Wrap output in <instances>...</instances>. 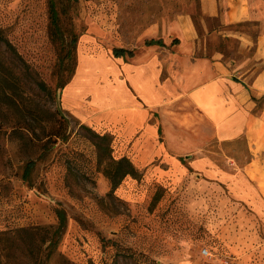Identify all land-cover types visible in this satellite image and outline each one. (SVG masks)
<instances>
[{"label": "rangeland", "instance_id": "1", "mask_svg": "<svg viewBox=\"0 0 264 264\" xmlns=\"http://www.w3.org/2000/svg\"><path fill=\"white\" fill-rule=\"evenodd\" d=\"M55 3L60 39L51 35L47 0H0V32L28 64L22 88L33 98L29 109L44 119V132L66 136L0 134V264H264V212L204 175L208 167L242 170L251 156L264 164V151L243 138L219 142L177 83L186 55L173 42L181 34L177 19L192 18L194 55L220 49L238 59L236 40L208 36L204 25L212 29L216 20L203 15L199 0ZM232 27L257 30L248 22ZM150 38L165 45H145ZM115 47L133 55L116 57ZM68 76L59 91L64 121L56 93ZM32 78L44 81L47 92ZM143 78L154 79L160 94L150 106L139 97ZM126 94L144 104L137 126L114 105L125 103ZM10 110H0V118L17 114ZM93 132H109L113 157H128L140 177L127 175L112 189L97 165ZM202 157L210 160L205 168ZM29 160L35 165L25 177ZM263 167L253 162L251 171ZM57 209L66 222L55 233Z\"/></svg>", "mask_w": 264, "mask_h": 264}, {"label": "crops", "instance_id": "2", "mask_svg": "<svg viewBox=\"0 0 264 264\" xmlns=\"http://www.w3.org/2000/svg\"><path fill=\"white\" fill-rule=\"evenodd\" d=\"M199 4L204 16L216 20L212 29L204 25L207 35L215 36L216 40L234 38L237 42L235 52L241 57L226 56L220 49L211 50L209 55H205L206 51L194 55L199 39L192 18L177 19L176 27L180 28L181 34L175 38L181 45L178 49L186 53L185 75L177 83L183 86L185 99L200 112L210 126L211 135L219 142L243 138L249 147L264 151V0H199ZM244 22L257 27L255 33L232 27ZM138 70L145 74L144 67ZM152 84L154 79L147 78L138 84L139 97L147 106L160 100L159 91ZM126 95L125 103L114 105L117 111L130 118L131 126H137L144 117V104L132 95ZM159 129V126L151 128L155 133ZM199 160L202 168L209 165L208 158ZM253 162L264 165L259 158L251 156L242 170L230 173L219 167H208L204 175L227 183L236 197L250 204L255 211L264 212V167L253 173ZM192 163L194 167L201 165L195 161Z\"/></svg>", "mask_w": 264, "mask_h": 264}, {"label": "trees", "instance_id": "3", "mask_svg": "<svg viewBox=\"0 0 264 264\" xmlns=\"http://www.w3.org/2000/svg\"><path fill=\"white\" fill-rule=\"evenodd\" d=\"M47 3L51 35L56 39H60L62 36V31L59 26V15L55 0H47ZM76 41L77 36L74 35L70 38L69 44L74 48ZM173 42H178V39L175 38ZM0 43L3 46V48L0 50V110L4 109L11 112L12 110L10 109L14 108L13 111L17 113L14 117H12L7 112L4 115V118H0V134L8 132V135L14 134L21 139H26L28 135H31L32 139L33 136L38 139L40 138L39 134L41 132L43 134L42 137H51L53 135L59 136L60 134L57 131L50 130V132H44V119L37 111L29 109L27 101H33V98L28 96L26 97V94H24V90L22 88L23 79H27L30 75V72L28 71V64L24 62L23 58L17 52L13 44L7 38H5L1 32ZM144 43L146 45H165L161 38H150L145 40ZM113 54L116 57L126 58L127 56L132 55V50L124 47H115L113 49ZM5 56L10 57V61L7 60ZM67 56H70L69 52ZM69 76H71V74ZM69 76L65 81L58 83L57 87L60 88V90L63 88L67 79H69ZM32 79L39 90L47 92V86L44 81L38 80L36 78ZM61 120L66 121L62 116ZM93 135L96 138L95 144L97 147V165L109 179L112 189L116 188L127 175L140 177L141 173L132 164L128 157H113L111 146L112 135L110 133L104 132L100 134L93 132ZM60 137L64 139L66 138L64 131ZM34 165V160L27 161L23 171V175L25 177L30 175ZM56 213L59 224L55 233H58L59 229H61L66 222V216L62 209H57Z\"/></svg>", "mask_w": 264, "mask_h": 264}, {"label": "water", "instance_id": "4", "mask_svg": "<svg viewBox=\"0 0 264 264\" xmlns=\"http://www.w3.org/2000/svg\"><path fill=\"white\" fill-rule=\"evenodd\" d=\"M59 91H60V88H58V92L56 93V108H57V111L59 112V114L66 119V117L64 116V114L62 113V110L60 108V103H59L60 92Z\"/></svg>", "mask_w": 264, "mask_h": 264}, {"label": "built area", "instance_id": "5", "mask_svg": "<svg viewBox=\"0 0 264 264\" xmlns=\"http://www.w3.org/2000/svg\"><path fill=\"white\" fill-rule=\"evenodd\" d=\"M202 254L203 255H210V252L207 249H202Z\"/></svg>", "mask_w": 264, "mask_h": 264}]
</instances>
